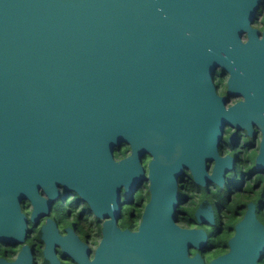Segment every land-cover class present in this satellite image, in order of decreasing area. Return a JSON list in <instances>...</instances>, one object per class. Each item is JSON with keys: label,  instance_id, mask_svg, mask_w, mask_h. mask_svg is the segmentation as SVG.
I'll list each match as a JSON object with an SVG mask.
<instances>
[{"label": "water", "instance_id": "1", "mask_svg": "<svg viewBox=\"0 0 264 264\" xmlns=\"http://www.w3.org/2000/svg\"><path fill=\"white\" fill-rule=\"evenodd\" d=\"M260 0H0V238L23 239L17 199L47 211L60 182L104 220L93 259L70 227L46 218L42 264L62 250L80 264H203L187 244L201 229L174 222L177 177L221 184L232 158L218 153L223 127L261 126L254 166L264 165V30L250 22ZM246 30L248 38L241 42ZM230 70L225 107L212 70ZM129 145L119 159L114 149ZM149 155L147 170L141 164ZM214 159L212 172L205 161ZM148 181L137 230H120L119 190ZM39 187L47 194L43 197ZM248 203L227 254L211 264H257L264 226Z\"/></svg>", "mask_w": 264, "mask_h": 264}, {"label": "flooded vegetation", "instance_id": "2", "mask_svg": "<svg viewBox=\"0 0 264 264\" xmlns=\"http://www.w3.org/2000/svg\"><path fill=\"white\" fill-rule=\"evenodd\" d=\"M250 26L258 30L257 37L260 39L264 30V0H260ZM247 38L246 30L242 31L241 42H246ZM229 75L230 70L222 65L214 67L211 75L214 91L223 96L225 107L245 97L243 93L227 90ZM250 127L251 133L247 134L243 126L224 125L217 145L218 153L222 156L230 155L233 160L231 168L224 172L221 184L208 178L203 183L198 182L186 167L177 177L174 222L180 227L201 229L205 233L202 245L187 244L188 258L194 257L197 252L203 264H211V261L227 254L231 247L229 240L236 233L237 224L244 219L249 202L254 204V215L264 226V165H253L255 155L259 152L258 143L262 132L256 122L251 121ZM129 151V145L123 142L114 149V157L119 159ZM149 159L147 154L141 159L145 172ZM214 163V159L205 161L208 174L212 172ZM58 188L59 192L48 203L47 211L38 215L35 221L31 219L34 209L31 200L27 196L17 199L19 213L25 217L24 237L12 241L0 238V264H42L46 244L39 230L47 222V217L53 221L61 236L67 234L65 227H70L78 239L87 245V260L93 259L103 236L104 220L109 217L98 216L75 189L61 182ZM38 192L47 197L42 187H39ZM237 193H240V197L232 202ZM148 199L147 180H141L132 192H126L123 186L120 187V210L116 218L120 230H137ZM53 248V254L60 264H80L62 250L59 242H55ZM255 262L264 264V248L256 256Z\"/></svg>", "mask_w": 264, "mask_h": 264}, {"label": "rangeland", "instance_id": "3", "mask_svg": "<svg viewBox=\"0 0 264 264\" xmlns=\"http://www.w3.org/2000/svg\"><path fill=\"white\" fill-rule=\"evenodd\" d=\"M240 197V193H237L236 195H234L233 196V200H232V202H235V200L237 199V198H239Z\"/></svg>", "mask_w": 264, "mask_h": 264}, {"label": "trees", "instance_id": "4", "mask_svg": "<svg viewBox=\"0 0 264 264\" xmlns=\"http://www.w3.org/2000/svg\"><path fill=\"white\" fill-rule=\"evenodd\" d=\"M118 152L122 153V152H123V150H119Z\"/></svg>", "mask_w": 264, "mask_h": 264}]
</instances>
